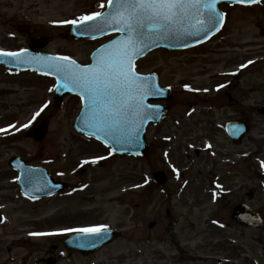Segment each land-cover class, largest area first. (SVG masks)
<instances>
[{
  "label": "rangeland",
  "instance_id": "1",
  "mask_svg": "<svg viewBox=\"0 0 264 264\" xmlns=\"http://www.w3.org/2000/svg\"><path fill=\"white\" fill-rule=\"evenodd\" d=\"M107 1L0 0V48L26 45L37 29L47 33L42 50L88 63L107 38L74 39L71 25L59 21L101 12ZM223 9L227 26L209 44L185 52L158 50L140 62L142 71H157L162 84L174 88L168 117L150 128V149L143 157L116 155L97 166L83 164L109 151L75 130L80 98L67 95L58 103L54 78L0 66V129H7L0 132V264H22L29 252L44 256L33 249H52L53 235L29 233L57 235L100 225L125 235L90 257L59 264H264V227L248 228L229 218L242 200L264 215V117L257 111L264 103V1ZM249 60L254 63L240 67ZM246 117L250 133L233 144L224 125ZM43 123L46 135L37 140ZM194 124L217 142L216 153L204 150L206 137ZM14 156L48 167L68 187L53 198L27 200L9 163ZM156 170L168 174L165 185H156ZM188 246L191 253L185 254Z\"/></svg>",
  "mask_w": 264,
  "mask_h": 264
},
{
  "label": "snow or ice",
  "instance_id": "2",
  "mask_svg": "<svg viewBox=\"0 0 264 264\" xmlns=\"http://www.w3.org/2000/svg\"><path fill=\"white\" fill-rule=\"evenodd\" d=\"M220 2L221 0H108L105 12L95 11L75 19L59 21L79 26L83 33L91 34L93 38L96 33L104 34L109 29L120 34L119 38L103 46L95 54V62L88 66H81L68 56L30 57L27 49L17 52L0 49V56L14 58L15 63L43 61V66L57 76L59 87L79 96L83 105L81 121L85 134L104 143L110 149L109 155H114L117 151L131 152L140 146L144 125L149 120L158 119L156 109L159 106L146 103V99L164 94L155 79L142 76L135 70L134 61L161 41L187 47L189 38L200 39L219 31L225 16L217 10ZM233 2L241 5L257 4L260 0ZM100 7L104 8L105 5L100 4ZM253 63L254 61L249 60L240 67L246 68ZM185 88L193 90L189 85H185ZM47 107L46 103L43 104L34 113L32 120L40 116ZM29 124L23 127L27 128ZM10 127L15 128V125ZM6 131L7 129H0V132ZM103 159L106 157L99 156L91 161L85 160L83 164H95ZM261 166L264 167V162H261ZM27 182L30 183V179ZM0 222H3V218H0ZM106 230L107 225H100L63 231L103 238ZM54 234L29 233L32 236ZM88 243L94 245L95 241Z\"/></svg>",
  "mask_w": 264,
  "mask_h": 264
},
{
  "label": "water",
  "instance_id": "3",
  "mask_svg": "<svg viewBox=\"0 0 264 264\" xmlns=\"http://www.w3.org/2000/svg\"><path fill=\"white\" fill-rule=\"evenodd\" d=\"M221 2H230V3H234L233 0H221ZM217 10H219L218 6H217ZM221 12V11H220ZM224 20V18H223ZM109 31H113V30H109ZM108 32V31H107ZM72 34L75 36V37H93L92 35L90 34H87V33H83L79 26H77L76 28H74V30L72 31ZM100 34V33H99ZM190 39V38H189ZM179 45V44H170L168 41H161L158 45H154L150 50L156 48V47H160V46H164V47H168V48H176V46ZM150 50H148L147 52H149ZM38 57H48L47 55H38ZM26 67H33V68H36V69H39L41 71H46L47 73H50L49 70L44 67L42 64H40L39 62H32V63H29ZM53 74V73H51ZM55 75V74H54ZM56 92H57V95L56 97L58 99H61V97L63 95H65L66 93L70 92V91H67L66 89L62 88V87H59L57 86V89H56ZM169 96V95H168ZM161 96H149L147 99H146V103L147 101H149L151 98H160ZM262 111H264V106L261 108ZM82 116V115H81ZM159 119V117H158ZM158 119H155V120H149L145 125H144V128L142 129L141 131V137H140V142L142 143V146L140 145L138 148L136 149H133L131 152L129 151H117V152H126V153H137V152H140L141 150L145 151L147 149V141L145 140V131H146V127L148 125V123L150 121H157ZM77 127L82 130L84 133H85V130L83 128V125H82V121H81V117L77 120ZM238 131H233V135L234 137H239L243 132L244 130H240V129H237ZM21 171L23 172V175L22 177L20 178V183L22 184L23 186V190L25 193L27 194H33L34 191L33 189L36 188V187H32L30 186L31 183L27 182L28 179H30L31 177L34 176V174H32V172H38L39 170H36V169H30V168H26V167H20ZM31 170V171H30ZM43 179H46V178H41L39 181H42ZM35 180L34 179V184H35ZM161 182H163L164 180L163 179H159ZM47 184H48V187H46V191L47 193L49 192H54V190L56 191V189H59L60 186L64 187V184L62 183H53L52 180L50 178H47ZM52 183H51V182ZM121 235L120 232L118 231H114V230H106V233L103 234V238H98L96 236H85V235H75L71 238H66L65 240L62 241V244L67 247L68 249L70 250H76V251H80V252H87V253H92V252H95L97 251L98 249H100L101 247H103L104 245L112 242L113 240H115L116 238H118L119 236ZM94 240L95 241V244H89L88 241H92ZM81 244H83L84 246H80Z\"/></svg>",
  "mask_w": 264,
  "mask_h": 264
},
{
  "label": "flooded vegetation",
  "instance_id": "4",
  "mask_svg": "<svg viewBox=\"0 0 264 264\" xmlns=\"http://www.w3.org/2000/svg\"><path fill=\"white\" fill-rule=\"evenodd\" d=\"M51 247H53V250H55L54 252L59 251L58 255H60V256H58V257L55 256L53 250L50 252L49 249H45L44 253H43L44 256H42L41 258L35 257L33 264H58V262L62 258L63 250L60 246H58V240L57 239L55 240V242H53L51 244ZM67 256L71 257V256H73V254L68 253Z\"/></svg>",
  "mask_w": 264,
  "mask_h": 264
}]
</instances>
